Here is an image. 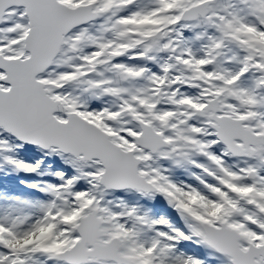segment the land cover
Wrapping results in <instances>:
<instances>
[{"label": "snow or ice", "instance_id": "snow-or-ice-1", "mask_svg": "<svg viewBox=\"0 0 264 264\" xmlns=\"http://www.w3.org/2000/svg\"><path fill=\"white\" fill-rule=\"evenodd\" d=\"M0 264H264V0H0Z\"/></svg>", "mask_w": 264, "mask_h": 264}]
</instances>
